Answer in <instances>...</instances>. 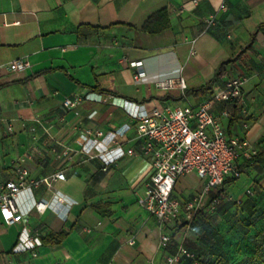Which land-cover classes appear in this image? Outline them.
I'll return each instance as SVG.
<instances>
[{
	"label": "crops",
	"instance_id": "crops-1",
	"mask_svg": "<svg viewBox=\"0 0 264 264\" xmlns=\"http://www.w3.org/2000/svg\"><path fill=\"white\" fill-rule=\"evenodd\" d=\"M210 15L216 20L207 26ZM234 57L212 82L220 64ZM18 58L31 67L12 71L9 63ZM131 61H142L146 80L134 79ZM239 75L248 77L239 101L213 100ZM169 76L184 77L186 90L157 85ZM89 93L104 100L64 105ZM204 101L228 136L264 145V0H0V185L18 167L31 179L64 171L55 189L69 199L30 211L31 233L41 239L65 233L60 244L39 245L36 256L15 249L22 225H7L0 212V264H166L179 246L201 263L234 262L240 256L235 210L264 192V155L220 186L217 207L207 201L191 222L182 209L166 229L141 204L153 167L141 153L131 104L151 111ZM203 185L192 171L173 194L183 207ZM52 195L42 184L17 204L26 208ZM166 230L171 240L162 247Z\"/></svg>",
	"mask_w": 264,
	"mask_h": 264
},
{
	"label": "built area",
	"instance_id": "built-area-1",
	"mask_svg": "<svg viewBox=\"0 0 264 264\" xmlns=\"http://www.w3.org/2000/svg\"><path fill=\"white\" fill-rule=\"evenodd\" d=\"M225 7L222 5L221 9ZM215 20V15H210L206 19L207 26L214 24ZM195 53L196 49L192 47L191 54ZM9 65L12 71H23L31 67L27 58L14 59ZM130 66L136 81L147 79L142 61H131ZM247 81L246 75L227 79L222 88L213 93V100L239 101ZM156 83L162 89L178 87L185 91L187 88L182 76L165 77ZM85 100L101 101L104 97L95 93L84 96L77 94L73 98H66L64 105L71 109ZM209 105V101H204L198 105L185 103L164 108L155 107L151 111L139 110L135 104H131L129 108L137 134L143 140L141 153L151 160L153 167L141 204L166 229L180 220L182 209L183 220L191 222L197 211L206 206L207 201L210 200V208H216L220 203L217 195L219 187L227 178L240 177V164L253 159L258 153V146L246 137L228 136L221 121L210 111ZM8 129L12 131L11 126ZM102 134V131L97 132V135ZM127 153L133 154L134 150L128 149ZM68 154L69 149L63 150L62 155ZM109 164L106 161L103 170H107ZM192 171L198 174L204 185L202 191L182 207L181 201L173 194L174 188L181 176ZM64 179V171L41 179H31L27 168L18 167L14 177L0 185V212L3 221L7 225H22L15 245L17 251H32L33 255H37L38 246L42 242L38 233L33 234L29 230L30 211L36 209L43 213L47 209H54L58 203L68 202L69 199L55 189V183ZM42 184L53 191L49 199L32 200L26 208L18 206L17 199L20 195L28 194L33 198V189ZM211 192H214L212 198ZM247 192L251 193L250 190ZM67 211L68 209L65 212ZM170 240L171 233L164 231L161 235V246L166 247ZM183 260L199 264L196 253L184 246H179L173 255H168L166 264H176Z\"/></svg>",
	"mask_w": 264,
	"mask_h": 264
},
{
	"label": "trees",
	"instance_id": "trees-1",
	"mask_svg": "<svg viewBox=\"0 0 264 264\" xmlns=\"http://www.w3.org/2000/svg\"><path fill=\"white\" fill-rule=\"evenodd\" d=\"M82 27L83 26L78 27V30L81 29ZM85 27H88V26H85ZM88 28H92V27H88ZM234 59H235V57L232 59H228L226 61H223L220 64L218 71L215 75V78L212 80V82H215L219 76L224 74L226 65L228 63H230L231 61H233ZM95 88L98 89L97 86ZM202 90H205V89L202 88ZM263 155H264V145H258L257 155L249 161L242 162L239 166L240 172L241 173L244 172V170L247 166H250L251 164L257 162V160ZM232 180H235V178H233V179L227 178L222 185H224L225 183H229ZM221 191H222V188L218 189V192H217V195L220 198V200H221V196H220ZM248 194H251V193H248ZM263 202H264V197H262V195L258 199L255 198L254 200L249 197L237 209V210H239V216H236V218H235V233L236 232L238 233V238H236V252L240 256H238V258L235 259L234 262H232L233 264H239L241 261H243L248 256H251V255L253 256V254L256 252V248L252 249L250 247V249H248V247H247L248 243L245 240V238L248 235V233H250L249 230L251 228H253V225L255 224V215L258 212L260 206H262ZM96 207H98V206H96ZM64 236H65L64 232L52 233L49 236L41 239V242L57 245V244L61 243ZM197 260H198L199 264H210L207 262L201 263L200 257L198 255H197ZM214 264H223V263H221V261H218V262L215 261Z\"/></svg>",
	"mask_w": 264,
	"mask_h": 264
},
{
	"label": "rangeland",
	"instance_id": "rangeland-1",
	"mask_svg": "<svg viewBox=\"0 0 264 264\" xmlns=\"http://www.w3.org/2000/svg\"><path fill=\"white\" fill-rule=\"evenodd\" d=\"M264 197V192L261 193ZM238 211V212H237ZM198 212V211H197ZM235 215L239 216V210H235ZM250 233L246 236L245 240L248 243V249L250 247L256 248V252L253 256H248L239 264H264V202L260 206L258 212L255 215V224L253 228L249 230ZM236 238H238V233H235Z\"/></svg>",
	"mask_w": 264,
	"mask_h": 264
}]
</instances>
